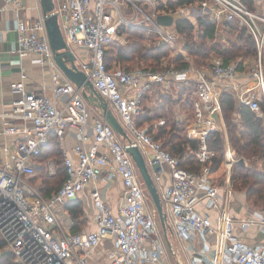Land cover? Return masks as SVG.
<instances>
[{
  "label": "built area",
  "instance_id": "obj_1",
  "mask_svg": "<svg viewBox=\"0 0 264 264\" xmlns=\"http://www.w3.org/2000/svg\"><path fill=\"white\" fill-rule=\"evenodd\" d=\"M3 1L23 7V0ZM54 4V12L62 17L67 43L76 45L81 53L78 67L105 98L130 142L123 140L100 113L92 116L81 88L57 67L42 18L19 22L17 53L20 57L34 54L35 63L49 68L51 90L49 94L36 93L25 90L22 81L15 82L11 87L20 95L13 100L11 112L1 114V134L19 137L12 144H0V238L14 262L85 264L89 252L109 239V264H183L176 246L168 240V247L165 245L156 208L153 203L149 205L144 181L125 149L128 144H137L153 167L151 175L174 233L186 243L189 264H264V242H248L234 234L236 224L264 233V208L235 219L227 207L234 162L229 146L226 177L222 185L215 186L208 177V166L203 164L198 173L187 170L150 132L136 125L145 93L154 84L162 89L172 86L175 122L185 124L186 137L198 142L197 159L206 162L210 157L207 136L226 132L220 108L223 91H232L237 101L261 113L264 14L252 10L245 0L200 2L199 11L209 13L216 29L232 21L252 37L255 61L247 70L220 58L208 67L188 63L183 68L161 70L139 66L108 69L105 49L118 26L144 29L154 35V46L168 44L171 50L181 52V47L175 49L176 34L156 21L157 15L173 12H161L158 0H55ZM190 80L194 89L187 97L189 108H182L177 91L188 86ZM67 130L74 131L76 140L70 151L60 147L65 178L56 191L40 196L30 182L36 176L35 158L51 133L62 141ZM104 170L105 180L118 176L122 184L115 210L97 184ZM45 173H55L50 159L46 160ZM89 185L95 229L71 230L66 204L79 199V193ZM167 229L173 233L169 224ZM167 229L163 231L166 239ZM170 255L176 261L170 260Z\"/></svg>",
  "mask_w": 264,
  "mask_h": 264
},
{
  "label": "trees",
  "instance_id": "obj_2",
  "mask_svg": "<svg viewBox=\"0 0 264 264\" xmlns=\"http://www.w3.org/2000/svg\"><path fill=\"white\" fill-rule=\"evenodd\" d=\"M204 0H168L165 3L159 1L161 12H174L179 6L191 5ZM251 8L250 0H245ZM224 30L234 33L236 41L228 47H223L214 39L215 24L211 21L209 13H201L195 21L192 19L178 18L174 22L175 34L184 39L183 49L191 57L193 63L199 67L210 64L213 55L218 56L225 62L231 61L238 56L246 57L256 54L255 44L246 30L232 21H225L222 24ZM154 35L144 29L118 26L112 40L106 45L105 62L108 69L122 68L130 69L141 65L143 68L161 70L167 67H184L188 63L183 55L178 52L171 55L168 44L161 46L147 45V40L152 41ZM116 44V45H115ZM151 44V43H150ZM166 60V65H163ZM238 68H242L238 66ZM194 89V82L190 80L188 86L177 91L178 101L182 108H189L187 97ZM174 88L169 86L162 89L160 84H154L151 91L146 92L141 104V112L136 119V125L164 118L153 133V137L161 142L163 148L176 157L180 165L187 170L198 173L203 164L208 166V177L215 186L222 185L226 177V146L230 148L234 162L230 168V180L233 189L244 191L245 197L253 207L264 206V101L260 102L261 115L252 111L248 106L241 104L234 97L232 91H223L220 96V108L225 124L223 132H212L207 136V150L210 153L209 159L201 163L197 157L198 142L189 140L186 137L185 124H177L174 119L175 109L172 93ZM155 94L156 110L151 115L147 107L148 98ZM186 97V98H184ZM191 116V110L188 111ZM152 126L149 127L151 132ZM58 145L57 137L51 133L47 144L42 148L40 155L35 158L36 168L44 167L47 159L53 156H61L57 160L58 169L53 175L44 173L43 186L41 190L45 193H53L61 185L65 178L63 155ZM243 162L239 163L238 160ZM48 195V196H49ZM72 221V229L79 228L80 218L83 215L82 202L74 199L66 204ZM5 245L0 238V248ZM0 264H16L9 253L0 255Z\"/></svg>",
  "mask_w": 264,
  "mask_h": 264
},
{
  "label": "crops",
  "instance_id": "obj_3",
  "mask_svg": "<svg viewBox=\"0 0 264 264\" xmlns=\"http://www.w3.org/2000/svg\"><path fill=\"white\" fill-rule=\"evenodd\" d=\"M55 3V0H54ZM23 7L15 8L11 4H7L0 0V144L14 143V140L19 137L4 136L2 131L1 114H8L12 110L13 100L20 94L12 89V84L22 81L25 90L33 91L36 93H50L51 90V77L48 67L41 68L34 62V54H26L20 57L17 53V36H18V23H23L26 20L42 18L41 7L39 0H23ZM251 9L264 14V0H250ZM169 15V14H167ZM176 20L174 15H172ZM58 24L62 28V17L58 16ZM168 30L175 33L174 23L166 25ZM62 31V29H61ZM75 56V62L79 66L80 51L76 45H70ZM25 75L21 78V75ZM88 107L92 116L99 113L96 109L92 108L89 104ZM261 115V113L259 114ZM58 140V138H57ZM73 130H67L62 141L58 140L59 148L63 147L64 150L70 151L71 146L75 142ZM61 150V149H60ZM105 170L101 173L97 180L100 192L105 200L109 202L113 210L116 209L117 201L121 193L122 184L118 176L111 178L109 181L105 180ZM91 185L86 186L83 191L79 193V200L82 202L83 215L80 218L79 230L90 231L95 229L93 216L95 207L90 197ZM246 210V209H245ZM245 210H241L244 212ZM234 212V211H233ZM234 218L241 214L240 210L234 212ZM71 221V229H72ZM254 231V232H253ZM234 234L242 237L248 242H264V233L254 228L241 226L236 224L234 227ZM259 235V238H258ZM185 250V241H181ZM112 248V241L109 239L102 240L97 247H95L86 257L85 264H109L110 261L108 253ZM177 249L178 258L183 262L180 251ZM186 252V250H185ZM187 255V252H186ZM176 261L175 256L170 255L169 259ZM188 257V255L186 256ZM168 259V261H170Z\"/></svg>",
  "mask_w": 264,
  "mask_h": 264
},
{
  "label": "water",
  "instance_id": "obj_4",
  "mask_svg": "<svg viewBox=\"0 0 264 264\" xmlns=\"http://www.w3.org/2000/svg\"><path fill=\"white\" fill-rule=\"evenodd\" d=\"M39 2L46 37L50 45L55 64L63 72V74L72 81L73 84L81 88L82 96L87 103L100 113V115L117 132V134L121 136L123 140L130 142L128 133L111 110L105 98L93 86L91 81L86 78L84 72L76 64L71 46L67 43L59 27L58 15L54 12V0H39ZM156 21L161 25H171L175 22V19L172 15L161 14L157 15ZM125 149L137 166V169L144 181L146 190L156 208L160 226L165 232L168 227L167 216L165 210L163 209L157 186L147 167L145 158L137 144H128L125 146ZM238 162L242 163L243 160L240 159Z\"/></svg>",
  "mask_w": 264,
  "mask_h": 264
},
{
  "label": "rangeland",
  "instance_id": "obj_5",
  "mask_svg": "<svg viewBox=\"0 0 264 264\" xmlns=\"http://www.w3.org/2000/svg\"><path fill=\"white\" fill-rule=\"evenodd\" d=\"M160 1V0H158ZM164 3L168 0H161ZM175 1V0H174ZM201 8V6H199L198 3H193L191 5H186V6H179L176 7L174 9V16L175 18H186V19H192L193 21H195V19L202 13L199 11V9ZM162 26H166L165 24H162ZM221 26V24L219 25V27ZM214 39H216L223 47H228L230 44H232L234 41H236V37L234 33H229L226 30L223 29V27L221 26L219 29L214 30ZM152 43V41L147 40V45H153L150 44ZM183 43H184V39L182 38V36L178 35L176 41H175V49H178L181 47L182 51L180 52L183 56L185 55L186 57H188L189 60H187V58L184 57V59L187 61V63H193V61L191 60V57L188 55V53L183 49ZM116 45V44H115ZM176 53H178L177 51H173L171 50V55H176ZM216 58H218V56L213 55L211 57L210 60V64L206 65L205 67H208L212 64L213 60H215ZM234 63H236L238 66L242 67V70H247L249 68L250 65H252L255 61V54H252L250 56H246V57H241L238 56L235 59L231 60ZM245 64V65H244ZM163 65H166V60H163ZM195 65V64H194ZM134 66H139L141 67V65H134ZM185 67V66H184ZM179 68H183V67H179ZM155 94H151V96L148 98L147 101V107L149 109V112L151 111V115H153L154 111L157 109L156 108V102L154 101L155 99ZM164 120L163 117L155 119L154 121H147L145 123H143L142 126H138L141 129H145L147 131H149V127L152 126L153 129L150 132L152 136L154 133L155 128L161 123V121ZM60 151V150H59ZM61 159V156H53L52 158L50 157L51 163L53 168L58 169V162L57 160ZM145 160H146V164L147 167L150 171V173H153V167L149 164L148 162V157L145 156ZM44 173H45V169L44 167H42V169L38 166L36 168V176L34 178H32L31 185L32 187H34L36 190H39V194L40 196H44L47 197L49 195V193H45L43 190H41V187L43 186V177H44ZM226 176V175H225ZM225 179V177H224ZM223 183V182H222ZM232 192H231V197H229L227 199V207L229 208L230 212L232 213V215L234 216V212H236V210H240L241 214L239 216H235L237 218H241L244 215L248 214L249 212H251L254 209H263V207H253L254 205H252V203H249L245 197L244 191H237L235 189H233L232 185ZM152 203L151 198L149 200V205ZM163 209L166 210V207L163 206ZM246 209V210H245ZM241 210H245L244 212H242ZM234 211V212H233ZM68 219L65 218V223H68ZM167 223L170 225L171 229L173 230V233L167 229L168 233L166 234L167 239L164 236V232L162 231L161 237L164 239V243L165 245L168 247V241H170L173 245H175L178 250L181 253L182 258L184 259V264H189L188 261V257H186V252L184 250L183 247V243L180 241V239H178V237H176V234L174 233V226H172V223L170 222V217H167ZM79 230V228H77ZM74 230V229H71ZM76 230V229H75ZM254 232V231H253ZM154 237H157L156 235H154ZM259 238V235H258ZM4 253H9V255L14 259L13 255L10 253V251L6 250L5 247H1L0 248V255L4 254ZM174 262V257L173 260ZM108 263H110V261H108Z\"/></svg>",
  "mask_w": 264,
  "mask_h": 264
}]
</instances>
